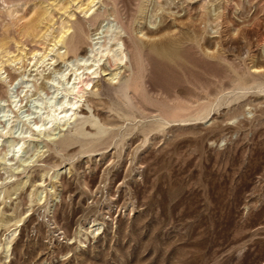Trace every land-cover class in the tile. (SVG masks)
Wrapping results in <instances>:
<instances>
[{
	"label": "rangeland",
	"instance_id": "rangeland-1",
	"mask_svg": "<svg viewBox=\"0 0 264 264\" xmlns=\"http://www.w3.org/2000/svg\"><path fill=\"white\" fill-rule=\"evenodd\" d=\"M73 1L0 0L14 85L0 82L1 127L36 118L74 61L54 48L59 27L98 15L80 57L115 26L128 57L104 59L74 120L32 138L26 162L0 159V264H264V0H101L92 16Z\"/></svg>",
	"mask_w": 264,
	"mask_h": 264
},
{
	"label": "bare ground",
	"instance_id": "bare-ground-1",
	"mask_svg": "<svg viewBox=\"0 0 264 264\" xmlns=\"http://www.w3.org/2000/svg\"><path fill=\"white\" fill-rule=\"evenodd\" d=\"M10 1V0H9ZM13 0H11L12 2ZM76 1V0H75ZM73 1V2H75ZM101 0H92L90 5L88 6V8L85 10V14H89L92 13V11L94 10V6L96 5V2ZM110 1V0H109ZM15 2V1H14ZM63 2V0H62ZM67 2V1H66ZM80 2V1H79ZM89 2V1H88ZM106 2V1H105ZM108 2V0H107ZM13 3V2H12ZM68 3V2H67ZM115 3V2H114ZM7 5L9 4L6 3ZM79 4V3H78ZM84 4V3H82ZM89 4V3H88ZM95 4V5H94ZM102 4V3H101ZM107 4V3H106ZM105 4V5H106ZM108 5V4H107ZM74 6V5H73ZM72 6V7H73ZM75 6H78L75 4ZM81 6V5H80ZM79 6V7H80ZM85 6V5H84ZM83 6V7H84ZM61 7V6H60ZM106 7V6H105ZM113 10H114V5L112 6ZM23 8V7H22ZM65 8V7H64ZM118 8V7H117ZM56 9V8H55ZM79 9V8H78ZM50 10V9H49ZM66 10V8H65ZM71 11V10H69ZM109 11V10H108ZM54 12V11H53ZM81 12V11H80ZM83 12V11H82ZM81 12V13H82ZM94 12V11H93ZM96 12V11H95ZM113 13L115 15V13L113 11H110V13ZM38 13V12H37ZM73 13V12H72ZM109 13V12H107ZM106 12H103L101 14L105 15L107 14ZM118 13V12H117ZM60 14V13H58ZM57 14V16H58ZM96 14V13H94ZM93 15V13L91 14V16ZM108 15V14H107ZM112 15V14H111ZM118 14H116L117 16ZM62 16V15H61ZM66 16V14H65ZM70 16V15H69ZM66 17V18H69ZM106 16V15H105ZM36 17V14H35ZM54 17V16H53ZM64 17V16H63ZM71 17V16H70ZM75 17V15H74ZM98 15L96 16H92V18L86 22L90 23L91 25L98 21ZM109 17V16H108ZM38 18V17H37ZM45 18H47V16H45ZM89 18V17H88ZM58 19V18H57ZM60 19V18H59ZM74 19V18H72ZM71 19V20H72ZM69 20V19H68ZM57 21V20H55ZM67 21V20H66ZM75 22V19L73 20ZM80 21V20H79ZM69 22H71L69 20ZM81 22V21H80ZM105 22V21H104ZM107 22V20H106ZM110 22V21H108ZM42 23V22H41ZM57 23V22H56ZM63 23V22H61ZM78 23V22H77ZM77 23H71V25H63L61 26V28L59 27L60 33L59 35L55 38V45L54 48L57 47L60 44L64 45V47L66 48V52H64V54L61 56L62 59H66V57H69V55H73L74 57V61H69V59L67 58V61H65L67 63L66 67V71L62 72L60 75V80L59 82L56 83V86H54L53 88H55V91L53 93V97L51 99H48L44 105L45 107L39 109L40 111L38 116L36 118H33L31 116V114L29 116L26 117V122L27 125H23V127L17 128V126H13V124H15V117L9 116V115H5L3 116V118L5 119V126L1 127L0 126V159L12 163L14 161H23L22 157L24 155H26L28 153V151L32 150L33 148V144L31 142L32 138L36 137H41V136H47L50 137L51 133L54 131V129L57 126H61V127H65L67 125L70 124V122L72 120H74V118L77 115V110H79L81 108V104L83 102V99L85 97L86 92L92 88V90L94 88H96L97 85L94 84L96 78L102 74V72H105V70H103V68L101 67V63H103L104 59H107L109 63H113L114 65H118V64H124L126 63L128 57L126 54V45L125 42L123 40V28L121 26H115L116 30L118 31H113V35L111 36V38L109 37H104L107 38L106 43H104L103 45H99L98 49H96L97 54L95 55V57L93 59H88L84 57H80V52L83 49L82 45H83V41L84 39H86L87 37V28H86V24L83 25V21H82V25H79ZM81 24V23H80ZM107 24V23H106ZM112 24V23H111ZM114 24V23H113ZM40 25V24H39ZM44 25V24H43ZM52 25V24H50ZM90 25V26H91ZM58 26V25H57ZM107 26V25H106ZM110 26V25H109ZM39 26L34 25L32 27H30L27 31V36L28 37H34V32L35 30L38 28ZM54 27V26H53ZM112 27V25H111ZM114 27V26H113ZM111 29H114V28ZM52 28V27H50ZM108 28V27H107ZM122 28V29H121ZM55 29V28H54ZM106 29V28H105ZM73 33L70 36V38L67 39V35L70 34V32ZM107 30V29H106ZM115 30V29H114ZM20 31V30H19ZM108 31V30H107ZM106 31V32H107ZM48 32V31H47ZM117 32V33H116ZM50 33V32H49ZM111 33V32H110ZM45 34V33H43ZM105 34V33H104ZM109 34V33H108ZM96 34H94L95 36ZM100 35V34H99ZM111 35V34H110ZM19 36V35H18ZM91 37V36H90ZM22 39V38H21ZM98 39V38H97ZM92 40V39H91ZM40 41V40H39ZM49 41V40H48ZM86 41V40H85ZM45 42V41H44ZM111 42H114V46L111 45ZM99 43V42H98ZM103 43V42H102ZM13 44V43H12ZM52 44V43H51ZM23 45V44H22ZM2 46L0 52L1 53H5L6 52V48H5V43L2 42L1 45ZM52 46V45H51ZM95 48L97 46V44L93 45ZM23 47V46H22ZM52 48V47H51ZM50 48V49H51ZM20 49V48H19ZM56 49V48H55ZM45 51V50H44ZM47 52V51H46ZM54 52V51H53ZM91 52V51H90ZM92 53V52H91ZM41 54V53H40ZM43 54V53H42ZM49 54V53H48ZM51 54V53H50ZM94 55V54H92ZM91 55V56H92ZM2 56V55H1ZM43 56V55H42ZM47 56V55H46ZM6 57V56H5ZM8 60H11L10 55H7ZM44 57V56H43ZM90 57V56H89ZM38 58V57H37ZM6 59V58H5ZM34 59V58H33ZM4 60V59H3ZM43 60V59H42ZM53 60V59H52ZM6 61V60H5ZM19 61V60H18ZM36 61V60H35ZM4 62V61H3ZM40 62V61H39ZM45 61H42V63H44ZM47 62V61H46ZM9 63V62H8ZM11 63V62H10ZM13 63V62H12ZM41 63V62H40ZM51 64V63H50ZM0 66H2V61L0 62ZM52 66V64H51ZM121 66V65H120ZM4 67V66H3ZM5 69V68H4ZM63 69V68H62ZM120 72V71H119ZM119 72H115V74H113L111 76L112 81L116 80L117 77L119 76ZM59 73V72H58ZM3 75V73H2ZM8 79H10V81L8 82ZM57 81V80H56ZM0 82L5 83L6 85H9V87L12 89L13 88V79L12 76L8 75L7 77H3L0 74ZM97 82V80H96ZM95 82V83H96ZM99 82V81H98ZM55 84V83H53ZM26 85V84H25ZM99 86V84H98ZM1 88V87H0ZM98 88V87H97ZM13 90H11L10 92H12ZM24 92V91H23ZM95 92V91H94ZM126 92V91H125ZM22 94V93H21ZM24 94V93H23ZM15 95V94H14ZM21 96V95H20ZM56 97V98H55ZM60 97V98H58ZM11 98V97H10ZM13 102L12 104L17 108L18 107V101L16 100L17 97L13 96ZM58 98V99H57ZM46 99V98H45ZM44 99V100H45ZM86 99V97H85ZM91 99V98H90ZM12 100V99H11ZM87 102V100H85ZM89 102L93 101V100H88ZM95 101V100H94ZM5 103L6 101L3 99H0V105L2 103ZM36 102V100H35ZM39 102V101H38ZM90 104V103H88ZM99 104V103H97ZM101 104H99L100 106ZM37 107V106H36ZM36 109V108H35ZM8 111V110H7ZM42 111H45L44 113H42ZM6 113V111H5ZM8 113V112H7ZM6 113V114H7ZM3 114V113H2ZM11 115V114H10ZM2 118V117H1ZM3 119V120H4ZM1 121V120H0ZM186 119H182L180 120V122H186ZM172 121L168 120L164 117H160L159 118V124L162 126L168 125L170 124ZM20 124V123H19ZM86 124V123H85ZM1 125V122H0ZM18 125V124H17ZM85 126V125H84ZM15 128H17V131L15 133V137L13 138V140L11 142L8 143V146L6 148H3V137L4 134L10 130V131H14ZM9 131V132H10ZM8 132V133H9ZM102 133V132H101ZM93 135V134H92ZM95 135V134H94ZM82 136V135H81ZM73 138V136H71ZM80 138V135L78 136ZM76 138V137H75ZM74 138V139H75ZM78 138V139H79ZM95 138V137H94ZM93 138V139H94ZM97 138V137H96ZM99 138V137H98ZM77 139V140H78ZM112 140V138H111ZM93 141V140H92ZM98 141V140H97ZM89 142V140H88ZM61 144V149L59 150L61 153L64 151H67L68 148H70L73 144H75V141L73 139H71L70 137H65L63 140H61L60 142H58ZM96 142H92V143H88V144H84V147L86 148H92L90 150H87L86 148L83 149V151L81 152L82 154L85 153H89V152H95L97 151V147L95 146ZM35 150V149H34ZM31 152V151H30ZM58 152V150H57ZM59 152V153H60ZM43 151H38L37 153H35L33 156H31L30 158H28V161H31L34 158H38L41 157L43 155ZM27 161V162H28ZM23 162H26L23 161ZM10 167V166H9ZM58 174V173H57ZM59 175V174H58ZM57 176V175H56ZM53 187L50 188V190H52ZM53 191V190H52ZM44 193L45 191H41L39 192L38 198L39 200H42L44 198ZM101 225V224H100ZM100 229V227L95 225L91 226V233H97L99 232L98 230ZM16 230V229H15Z\"/></svg>",
	"mask_w": 264,
	"mask_h": 264
}]
</instances>
